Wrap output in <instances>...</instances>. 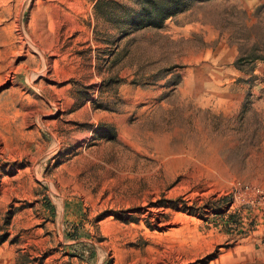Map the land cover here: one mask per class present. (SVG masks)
<instances>
[{"label":"rangeland","instance_id":"1","mask_svg":"<svg viewBox=\"0 0 264 264\" xmlns=\"http://www.w3.org/2000/svg\"><path fill=\"white\" fill-rule=\"evenodd\" d=\"M5 5L0 264H264V0Z\"/></svg>","mask_w":264,"mask_h":264},{"label":"trees","instance_id":"2","mask_svg":"<svg viewBox=\"0 0 264 264\" xmlns=\"http://www.w3.org/2000/svg\"><path fill=\"white\" fill-rule=\"evenodd\" d=\"M138 10L126 16L131 30L161 28L168 19L187 11L193 4L209 0H133ZM257 59V58H256ZM261 59V58H259ZM240 59L237 60L238 64ZM240 65V64H238Z\"/></svg>","mask_w":264,"mask_h":264},{"label":"bare ground","instance_id":"3","mask_svg":"<svg viewBox=\"0 0 264 264\" xmlns=\"http://www.w3.org/2000/svg\"><path fill=\"white\" fill-rule=\"evenodd\" d=\"M6 5H5V0H0V23L2 22L3 20V16L6 12ZM24 10H25V6H21L18 10V13H17V16L15 17L16 18V23H17V27H18V32H17V39L18 41L20 42V45H28L30 46V48H35L32 42V39L29 38L26 33H25V30H24V27H23V14H24ZM15 21V20H14ZM31 39V40H30ZM37 43V42H36ZM38 49V48H37ZM19 52V51H18ZM39 73H35L33 72L32 75L30 76V78L32 80H34L33 78H35ZM31 81V80H30ZM29 81V82H30Z\"/></svg>","mask_w":264,"mask_h":264}]
</instances>
